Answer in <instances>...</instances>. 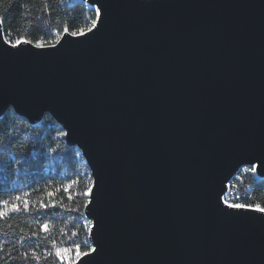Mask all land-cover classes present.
Segmentation results:
<instances>
[{
    "label": "water",
    "instance_id": "water-1",
    "mask_svg": "<svg viewBox=\"0 0 264 264\" xmlns=\"http://www.w3.org/2000/svg\"><path fill=\"white\" fill-rule=\"evenodd\" d=\"M67 1L103 22L55 49L0 42V119L49 115L79 149L94 264H264L262 214L221 203L264 158V0Z\"/></svg>",
    "mask_w": 264,
    "mask_h": 264
},
{
    "label": "trees",
    "instance_id": "trees-1",
    "mask_svg": "<svg viewBox=\"0 0 264 264\" xmlns=\"http://www.w3.org/2000/svg\"><path fill=\"white\" fill-rule=\"evenodd\" d=\"M94 13L95 8L83 2L0 0L3 29L5 34L11 31L9 38L13 40L24 36L33 41H54L56 32L62 31L65 25L75 30L94 17ZM61 131L63 129L49 115H45L37 125H30L12 110L0 119V161L4 162L0 166V199H10L29 192L28 199L34 201L40 198L45 186L54 190L56 186L77 176L81 179L82 190L83 184L91 177L90 171L79 149L68 146L64 137L59 136ZM51 148H57V151L53 153ZM76 153L80 155L77 156ZM252 194L256 201L264 204L261 188L252 189ZM63 195L61 192L56 198ZM64 202L75 207V204L83 201L82 198H77L74 202H69L65 198ZM77 216L78 213L75 212L49 208L39 212L21 211L12 214L7 220H0V264H37L31 258L24 260L22 257L33 249L42 254L43 249L49 246V240L44 239L45 234L39 233V225L49 223L52 229L49 239L59 238L60 229L65 226L69 229L73 225L77 228L81 226L82 221L77 220ZM33 231L39 235L31 237ZM39 264L47 262L41 260Z\"/></svg>",
    "mask_w": 264,
    "mask_h": 264
},
{
    "label": "snow or ice",
    "instance_id": "snow-or-ice-1",
    "mask_svg": "<svg viewBox=\"0 0 264 264\" xmlns=\"http://www.w3.org/2000/svg\"><path fill=\"white\" fill-rule=\"evenodd\" d=\"M94 17L88 22L85 28L77 26L73 30L68 25H65L62 31L58 30L56 32L54 41H45L42 39L33 41L24 36H18L15 40L10 39L11 31L9 30L5 34L3 29L4 21L0 19V42L8 45L12 49H19L23 44L32 45L35 49L40 50L48 48L55 49L68 36L74 38L86 37L88 33H94L95 30H98L99 24L103 22V12L100 7L95 8ZM66 135L67 133L63 131L59 133L61 137ZM50 151L55 153L57 148H51ZM76 155L79 156L80 153H76ZM3 163V161H0V166H3ZM261 168H264V158L256 157L245 161L240 172L241 174L264 175V173H260ZM85 176H87V173H85ZM80 185L81 179L77 176L67 183L56 186L54 190H50L49 186H45L44 191L40 193V198L34 201L28 199L30 196L29 192H24L22 196L16 195L10 199H0V220H7L12 214L21 211L30 212L35 210L39 212L42 209L60 208L70 213H78L76 219L82 221L79 228L75 227V225L71 229L65 226V228L60 229L59 238L52 237L51 239H49V234L52 229L49 223L44 222L40 224L39 233L45 234L44 239L49 240V246L43 249L42 254L38 253L35 249L31 253L26 252L22 259L27 260L31 258L37 264L41 260L46 261L47 264H94L102 256L104 249L98 243L95 232V229L98 227V221L95 218L89 219L91 205H93L96 198L94 189L97 187V182L89 177L87 183L83 184L82 190H80ZM232 187H235V185H232ZM61 192L64 195L57 199L56 197ZM65 198L69 202H74L77 198H82L83 202L75 204V207H70L69 204L64 202ZM240 199L239 194L233 195L231 199L222 196L221 203L225 206L222 211H225L228 215H232L233 212H256L261 213V218H264V204L239 202ZM244 199L247 200L248 198L244 197ZM39 233L33 231L31 237H36Z\"/></svg>",
    "mask_w": 264,
    "mask_h": 264
},
{
    "label": "built area",
    "instance_id": "built-area-1",
    "mask_svg": "<svg viewBox=\"0 0 264 264\" xmlns=\"http://www.w3.org/2000/svg\"><path fill=\"white\" fill-rule=\"evenodd\" d=\"M93 18L95 17L89 18L81 28L87 27L88 22ZM241 168L237 170V172L227 183V190L225 191L223 196L231 199L233 195L239 194V196L241 197L239 202H255L263 204L262 202L256 201L254 199L252 189L261 188V192L264 194V176L241 174ZM232 185H235V187H232ZM244 197H247L248 199L245 200Z\"/></svg>",
    "mask_w": 264,
    "mask_h": 264
}]
</instances>
